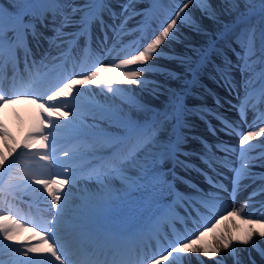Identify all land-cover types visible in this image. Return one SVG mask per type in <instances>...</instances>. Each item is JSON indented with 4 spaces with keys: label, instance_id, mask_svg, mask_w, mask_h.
Returning <instances> with one entry per match:
<instances>
[{
    "label": "snow or ice",
    "instance_id": "1",
    "mask_svg": "<svg viewBox=\"0 0 264 264\" xmlns=\"http://www.w3.org/2000/svg\"><path fill=\"white\" fill-rule=\"evenodd\" d=\"M157 6L158 0H154L148 10H138L137 0H124L119 4L114 0H0V108L25 99L39 104L43 117L23 141H16L0 120V138H3L0 251L6 248L14 253L7 262L0 259V264H139L131 258L101 261L88 257L94 242L102 236L120 239L126 234H141L143 230L134 228L133 222L151 211V204L157 202L165 190H170L172 181L184 180L176 176L177 167L197 171L215 191L205 192L191 181H185L192 194L179 195L184 215L174 214L170 221L177 239L169 244L166 254L153 256L150 264H189L188 254L193 258L207 257L214 264H257L251 252L247 258L242 255L247 248L264 259V210L255 219L251 216L256 213L242 215L248 201L264 196V171L253 170H264V140H258L264 137V126L237 132L239 123L221 119L204 106L190 107L186 103L189 95H196L193 89L204 87L205 91H210L201 82V77L210 70L219 76L217 82L226 85L230 93L237 92L240 103L234 107L240 123H247L251 112L254 122L264 124V0H218V3L216 0H181L160 22L151 11ZM226 17L231 19L225 20ZM204 20L217 25V30L210 31ZM130 21L135 22L134 26L129 27ZM49 24L52 35L45 36L41 28H48ZM96 24L104 36V40L96 38L97 44L103 45L97 48L102 55H111L116 47L109 49L105 44L109 31L114 36L135 34L140 43L133 45L134 51L119 53L118 62H97L90 69H84L79 53L88 54L92 28ZM153 24L156 26L150 27ZM184 27L207 36L208 40L201 46L189 43L185 45L188 52L184 55L169 57L179 60L183 74L156 65L154 61L165 55L162 46H166V42L183 43L181 28ZM29 38L37 48L42 41L49 45V50L39 60L34 58ZM225 50L232 52L235 62ZM19 51L23 52L27 81L17 79ZM53 51L57 55L53 56ZM215 57H219L221 63L218 64ZM135 65L143 67L127 70ZM9 66L10 79L6 73ZM31 69L44 71L33 73ZM153 71L170 80L184 79L186 83L171 89L144 76ZM236 71L241 77L239 89L233 75ZM210 78L213 77L210 75ZM6 80L11 87L21 90L14 93L12 99L4 90ZM124 84L143 87L153 97L167 93V102L154 108L138 100H121L124 107L117 108L112 103L80 100L88 86L102 87L112 94L113 100L118 99L121 89L117 85ZM65 108L69 111H63ZM194 115L201 119L207 116L221 119L219 131L229 137L238 135V147L219 139L210 144L201 138L204 152H189L188 141L196 139L190 135L193 129L190 117ZM102 123L107 127L102 128ZM209 131L215 136L218 130L210 127ZM69 140L79 143L61 147ZM193 155L206 165L212 176L191 163ZM24 157H29L27 169L20 166ZM77 161L82 163L77 164ZM168 164L171 167H165ZM222 170L232 173L233 193L245 180L257 187L242 207H232L226 215L210 222V226L215 231L221 219L234 217L246 227L241 228L234 222L232 230L225 229L216 237V243L204 240L209 226L182 237L176 223L184 225L187 231L189 221L196 225L204 213L215 214L218 202L229 194L223 182L227 177ZM79 179L95 181L100 192L87 205L83 216L75 215L79 210L69 207L74 187L68 186H75ZM25 196L29 200L50 198L52 218L29 221L35 226L26 227L10 203L24 202ZM5 204L8 206L4 207ZM21 231H29L33 237L20 241ZM238 232L242 234H236ZM64 235L75 236L84 259H72L65 249ZM35 238L38 239L33 243ZM238 245L246 247L242 250Z\"/></svg>",
    "mask_w": 264,
    "mask_h": 264
},
{
    "label": "bare ground",
    "instance_id": "2",
    "mask_svg": "<svg viewBox=\"0 0 264 264\" xmlns=\"http://www.w3.org/2000/svg\"><path fill=\"white\" fill-rule=\"evenodd\" d=\"M116 0H114L115 2ZM181 0H158V6L154 9H151V11L156 14V11H158V7L164 6L163 3L166 5V3L170 2H179ZM154 2V0H137V8L138 10L143 8L145 10L149 9V6ZM218 3V0H216ZM176 7V6H175ZM199 13H196L198 15ZM138 19V17H137ZM230 17H226L225 20H230ZM134 21L129 22V27L134 26ZM204 25L212 32H215L217 30V25L213 24L212 22L208 20L203 21ZM179 26V22H178ZM50 27V26H49ZM48 27V28H49ZM46 28H41V30H45ZM93 32H96L95 29L92 28ZM181 33L183 34L181 39L183 40V43H177V42H172V43H167L166 46H162L164 48L165 55L162 56L160 59H157L154 61L156 65H159L161 68H167L171 72L174 73H184V68L181 67V64L179 60L176 59H171L169 57L173 56H182L186 52H188V49L185 47V45L191 43L195 44L196 46H201L204 45L205 42L208 40L207 36L204 35H199L194 32H191L189 29L186 27L181 28ZM50 35H52L50 33ZM111 39L112 43L109 47V49H112L114 45L115 47V54L116 52L121 49V46H132L133 42L137 40L135 34L133 35H125V36H114L113 33H111ZM94 43L93 41L90 42V44ZM29 47H31L32 52L34 54V58L39 60L48 50H49V45L45 46L42 48L41 46L39 48L35 47V42L29 38ZM95 49L98 48V46H93ZM118 49V50H117ZM117 50V51H116ZM97 51V50H96ZM134 51L133 47H131L130 51ZM89 52V51H88ZM231 52V51H230ZM53 56L57 55L55 51L51 53ZM114 53L111 55H102L101 62H104L106 64H110L113 62H118V59L120 56H116ZM190 54V53H189ZM82 59L86 57L87 54H84L83 52L80 53ZM227 55L233 60V56L231 53L227 51ZM18 58H19V68H18V78H23L25 81L28 80V71L25 70L24 68V56L23 52L19 51L18 52ZM82 59H80V63L82 62ZM216 62L219 64L221 63V60L219 57H215ZM150 64L153 63V61L149 62ZM70 66V65H69ZM94 66V65H93ZM92 66V67H93ZM140 67H143L142 65H135L132 66L130 69L127 70H136ZM69 71L72 70L71 67L68 68ZM44 71L43 69H31L33 73L37 71ZM80 69H77L79 71ZM6 73L8 74L9 78L11 77V66H9L6 70ZM211 77L213 78H210ZM216 75V74H215ZM145 77H147L149 80H156L159 81L160 83L164 84L166 87H170L171 89H178L181 85L185 84L186 81L184 79L181 80H170L167 79L165 76L160 75L158 72H148L144 74ZM205 80H207L208 85L210 86V91H206L203 94L197 95L196 97L193 98H187L186 103L191 107V106H204L207 109H211L214 113V110H219L222 108V106L225 107V109H221V112L223 113H238L237 108L234 107V105H238L235 101H231L229 97L225 96L227 95L226 91H224L220 85H218V78L219 76H214L212 73H206V75L203 76ZM144 77H142L143 79ZM121 89V92L119 93V98L113 100L112 99V94L108 93L105 89L101 88H96L94 86H88L86 90H84L81 94L80 100L83 103H87L90 100H94L98 103L101 104H108L112 103L114 107H124V105H121L120 101L121 100H138L141 101L145 104H149L154 108H159L163 104L167 102V93L165 95H161L158 97H153L149 95V92L143 88V87H138L136 85H117ZM16 88L11 87L9 82L6 80L4 81V90L8 94L9 99L14 98L13 96V90ZM219 96V99H216L215 95ZM228 100H227V99ZM30 101L25 100V99H20L14 104H5L3 108H0V120L4 122V124L7 126L8 131L12 133V135L15 137L16 141H23L25 135L29 133L31 130H33L40 122L43 117L40 115V106L39 104H34L37 107H34ZM46 107L50 105H45ZM63 111H69V109L65 108ZM249 117L252 118V113H250ZM190 121L193 125L192 132L194 131H201L202 134L207 136V140L210 144H215L213 141L216 139V141L221 140V139H226L230 138L229 136L224 135L222 131H219V129L222 128V125L218 124L217 126V134L215 136H212V133L209 130L204 129L205 127H201V122L199 120V117H196L195 115L190 117ZM92 121L89 119L88 123H91ZM252 123V121L249 126L251 125L252 127L250 128L249 126L247 127L248 130H254L255 127ZM260 126H264V124H260ZM101 127H107L106 123H102ZM111 130V129H110ZM246 131V132H247ZM191 135V134H190ZM230 140V139H229ZM258 140H261L258 138ZM79 141L76 140H69L67 144H62L61 147H69L71 145L78 144ZM253 143H257V141H253ZM191 146L190 148L199 150L204 148L202 144L200 143L199 139H193L188 141L187 148ZM0 147H3V138H0ZM189 151V149H187ZM18 152L20 151L19 149L17 150ZM15 155V154H14ZM219 155V153H218ZM11 159V157H10ZM29 157H24L21 160L20 166L25 167L27 169V160ZM82 162L77 161V164H81ZM194 163L195 164H200L201 162L194 158ZM202 164V163H201ZM205 169H207L206 165L202 164ZM75 166V165H74ZM167 167H171L170 164L167 165ZM176 171H179L180 176L181 175H189L192 176L193 179L191 180V183L198 185L201 189H203L205 192H212L215 191L207 182L206 179H204L203 176L199 175H194L191 171H185L182 169H175ZM254 171H264L261 169H253ZM54 171H59V169H55ZM224 172V175L227 176V178H230L232 180V176L228 177L227 170H222ZM86 173H82L81 175H84ZM190 180V179H189ZM243 182H248V180H245ZM225 185H229V194L225 195L223 197V201H226V203H234L235 205L233 207L240 208L245 204V201H248L249 194L253 191L254 188H256V185L250 184L252 186L251 189H244L243 192L237 195H235L232 192V185L228 181V179L224 180ZM68 187H74V191L72 192V196L69 201V207L71 209H76L79 211H76L74 214L75 215H80L83 216L85 212L87 211V205L95 198H97L100 195V192L98 191V185L96 184L95 181H88L85 182L83 179H79L78 183L75 186H68ZM181 189L183 190H189L190 187H188V184H185L183 180L176 179L172 181V184L170 186V190L165 191L164 196H160L157 202L151 204V211L148 213H145L143 217L139 220H136L133 222V227L136 229H142L143 231L139 236H132V235H125L124 238H120L123 240V242L115 243L118 239H113L112 237H100L98 240L94 242V246L92 250L98 252L100 251L101 248L104 246L110 245V244H115L117 253L121 252L122 249L124 252H128L130 254L133 250L135 251L136 249L140 248L141 245L147 246L151 240L153 239H159L163 240V249H165L164 252L157 253V255H153L158 257L161 253L166 254V250L169 247V244L171 242H174L177 238L175 237L174 233L172 230H170L169 227H162L159 226V223L156 221H153V218H157V216L162 214L164 219H169L168 215L169 212H176L179 209L183 211V209L179 206V200L178 197L181 193ZM49 199H45L44 197H40L39 199H32L29 200L28 196H25L23 198L24 202H19V201H13V203L17 202L21 206V209L23 211L21 212V209H16L14 207V211L18 212V218L21 219V222H25L26 216H24V210H27L29 213V216H32V221H35L36 218L39 215V218L41 220H49L51 219V210H50V205H49ZM170 200L174 201V204L176 206H171L170 211L168 212V209L161 205L165 204H172L169 202ZM221 200V201H222ZM8 204H5L4 207H7ZM264 196H256L253 200L248 201V206L244 208V212L242 215H245L246 217L251 214V213H256V210L262 211L264 208ZM164 208V211L162 210ZM20 210V211H19ZM231 210V209H230ZM228 210V211H230ZM158 214V215H156ZM227 212H224L222 215H226ZM35 216V217H34ZM218 216L221 215H213V220L216 219ZM34 217V218H33ZM152 218V219H151ZM251 218L255 219L257 216H251ZM41 221V222H42ZM234 222L235 224L240 225L241 228L246 227L245 225L242 224L241 221L237 220L236 218H229L228 220L221 219L219 221L218 225H215V231L212 230V227L209 225L208 231L205 232L204 240L205 242L208 243H216V237L221 234L225 229L232 230L234 227ZM189 223H192L189 221ZM26 227H34L35 223H32L29 225L28 223H25ZM148 224L149 227H146ZM205 227V226H204ZM204 227L202 228L201 231L204 230ZM147 228V229H145ZM38 231L40 229H37ZM236 234H242V233H236ZM169 235H173L172 239L166 238ZM33 237V234L29 231H21L18 239L20 241H25L26 239ZM35 238L33 239V243L36 242ZM63 243L65 244V249L71 254L72 259H84L85 257L80 255V249H79V243L78 240L75 238V236H68L64 235L63 236ZM131 243V244H128ZM156 247V246H155ZM238 247L242 250L245 249L246 246L244 245H238ZM102 251V250H101ZM251 252L252 258L256 260L257 264H264V259L261 258V256L255 251L252 250L251 248H247L245 251L242 252V255L247 258L248 253ZM116 254V252L114 253ZM14 256V253H11L8 249L4 248L2 251H0V259H3L5 262L9 261L12 259ZM152 256V257H153ZM151 257V258H152ZM149 258L146 262L142 264H150V259ZM187 260L189 264H214V261L203 256H197L193 258L192 254H188ZM163 264H167V262H163Z\"/></svg>",
    "mask_w": 264,
    "mask_h": 264
},
{
    "label": "rangeland",
    "instance_id": "3",
    "mask_svg": "<svg viewBox=\"0 0 264 264\" xmlns=\"http://www.w3.org/2000/svg\"><path fill=\"white\" fill-rule=\"evenodd\" d=\"M124 2V0H120V2L119 3H123ZM179 4V3H178ZM173 6V7H172ZM175 4H173V5H171V11H169V9H167V10H164V8H163V12H161L160 14H157V15H159V17L160 18H162L160 21H163L169 14H171L172 13V11H173V9L175 8ZM117 10H118V8H117ZM159 21V22H160ZM156 25L155 24H153V25H150V27H152V28H154ZM99 27V26H98ZM45 36H49V32H47V33H45L44 34ZM102 39L104 40V37H102ZM111 42V39H107L106 41H105V44L107 45V48H109V43ZM42 43V46H48V43H47V41H42L41 42ZM140 43V41H136V42H134L133 44H132V46H121V49H117L116 51V56L119 54V53H121V52H123V51H130V49H131V47H133V45L134 44H136V45H138ZM133 50H135L134 49V47H133ZM238 51H239V49H237ZM115 52V51H114ZM112 54H113V52H112ZM239 82H240V80H239ZM196 89V88H195ZM195 89H193L192 91L193 92H195ZM238 89H239V87H238ZM18 91H21L20 89H18V88H16V89H14L13 90V93H16V92H18ZM232 93V92H231ZM230 93V94H231ZM190 96V95H189ZM233 96L235 97V98H237V94L236 95H234L233 94ZM34 107H37V106H35L34 104H32ZM239 131H242L243 132V129H242V127L240 126L238 129H237V132H239ZM181 159H183V157H181ZM165 167H167V165H165ZM178 169H181L180 167H177ZM176 168V169H177ZM175 172H176V176H178L177 175V171L175 170ZM243 187H245V186H243ZM243 187H240L235 193L237 194L238 192H240V191H242L243 190ZM18 207H20V206H18ZM221 209H223V206H220L219 207V210H221ZM25 211V210H24ZM32 217L31 216H27L26 218H25V220H26V222H24V223H28V221H32V219H31ZM211 216H203L202 217V220H201V222H198V224H196V225H194L193 224V227H191V228H189L187 231H182L183 232V234H184V236H187V233L189 232L190 234L193 232L194 233V230H199V229H201V228H203V226H208L209 225V223L211 222ZM192 233V234H193ZM191 234V235H192ZM189 236V235H188ZM147 254H149V252L147 253ZM147 254H142V256H140L136 261H138L141 257H145V255H147ZM142 259V258H141Z\"/></svg>",
    "mask_w": 264,
    "mask_h": 264
}]
</instances>
